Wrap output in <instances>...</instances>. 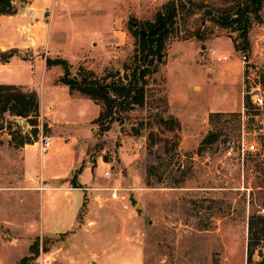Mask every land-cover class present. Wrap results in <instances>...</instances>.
<instances>
[{
  "label": "rangeland",
  "instance_id": "rangeland-1",
  "mask_svg": "<svg viewBox=\"0 0 264 264\" xmlns=\"http://www.w3.org/2000/svg\"><path fill=\"white\" fill-rule=\"evenodd\" d=\"M167 1L65 0L69 24L60 28L68 33L61 38L66 49L47 57L65 59L76 79L124 82L137 56L129 22L139 27L152 20ZM176 1L161 62L144 76L141 105H116L111 119L101 121L96 114L88 131L84 120L91 104L74 105L47 91L40 95L62 132L87 146L83 161L98 157L105 163L98 175V167L92 170L96 189L72 231L17 235L1 222L19 204L8 195L21 183L23 142L50 139L60 130L48 127L46 118L0 114V264H40L43 255H50V264H260L264 109L251 95L264 98V0L245 39L211 19L229 0ZM48 69L58 72L57 82L60 65ZM246 96L250 107L243 105ZM216 111L235 114L211 123L209 113ZM208 132L216 138L200 145ZM32 163L40 165L39 159ZM36 221L29 225L38 233ZM32 243L36 252L29 250Z\"/></svg>",
  "mask_w": 264,
  "mask_h": 264
},
{
  "label": "crops",
  "instance_id": "crops-1",
  "mask_svg": "<svg viewBox=\"0 0 264 264\" xmlns=\"http://www.w3.org/2000/svg\"><path fill=\"white\" fill-rule=\"evenodd\" d=\"M64 2L12 0L14 11L0 14V51L16 49L18 54L28 52L26 56L13 55L8 61H0V84L34 89L38 98V117L46 118L48 127L60 130L51 136L47 150L41 149L37 141L20 147L21 183L14 188L12 195H8L14 196L20 205L13 211L8 209V218L1 220L3 224L13 226L17 235L54 236L76 228L81 223L80 211L86 197L89 199L96 189L95 179L105 164L98 157L90 164L83 161L87 146L78 142L80 137L62 132V123L56 122L51 108L41 102L40 95L47 91L51 96L60 95L62 100L74 105L91 104L93 112L84 120L88 131L91 129L89 122L98 112L90 99L70 94L65 84L55 82L58 72H50L44 62L45 57L63 54L66 49L61 38L68 33L60 28L69 24ZM34 159H39V166L32 163ZM95 167L99 168L97 175L92 172ZM82 170H89V175ZM104 172L106 170L102 174ZM86 177H89L88 181ZM11 213L13 216H9ZM33 217L41 227L38 233L29 225Z\"/></svg>",
  "mask_w": 264,
  "mask_h": 264
},
{
  "label": "trees",
  "instance_id": "trees-1",
  "mask_svg": "<svg viewBox=\"0 0 264 264\" xmlns=\"http://www.w3.org/2000/svg\"><path fill=\"white\" fill-rule=\"evenodd\" d=\"M11 1L0 0V14H9L14 11ZM178 4L179 2L176 0H168L160 10L155 12L152 20L144 21L139 27L137 23H134V25L129 22L130 28L135 30L132 34L137 56L133 61L129 76L124 82L117 84L102 82L98 79H76L70 74L69 66L65 59L45 57V65H60L61 75L57 79L58 82L65 84L70 94L75 90L80 96L82 95L92 100L95 104L100 105L95 118L96 121H101L103 118L111 119L112 110L116 105L122 106V108L125 106L126 108L128 105L142 104L144 76L155 70V66L161 62L164 41L171 32L172 24L176 19ZM262 4L263 0H229L226 7L216 15H212L211 19L220 26H228L237 30L238 36L241 39H245L250 22L259 19V11ZM17 52L16 49L0 51V61H8L11 56L18 55ZM149 67H153V69L150 70ZM243 100V105L250 107L248 96L243 98ZM4 112L11 116H31L36 118L38 116V99L35 91L15 85L0 84V114ZM226 114L233 115L235 113L210 112V122L213 123L215 119L217 120ZM216 136V133L208 132L201 139L200 145L211 142ZM23 143H31V141ZM252 228L250 221L247 224L250 247L254 244L253 239L256 236V234H253ZM29 250L30 252L37 251L33 243L29 245ZM249 256L250 252H248ZM260 264H264V257Z\"/></svg>",
  "mask_w": 264,
  "mask_h": 264
},
{
  "label": "built area",
  "instance_id": "built-area-1",
  "mask_svg": "<svg viewBox=\"0 0 264 264\" xmlns=\"http://www.w3.org/2000/svg\"><path fill=\"white\" fill-rule=\"evenodd\" d=\"M243 56H242V60H243ZM251 102L258 107L259 109H264V98L262 97L261 94H253L251 95ZM51 141L48 137H40L38 140V145L40 146L41 149H48V147L50 146ZM104 175L107 176L108 173L104 172ZM52 260V258H50V255H43L40 259V264H50V260Z\"/></svg>",
  "mask_w": 264,
  "mask_h": 264
}]
</instances>
